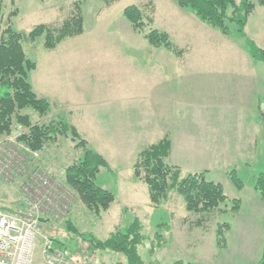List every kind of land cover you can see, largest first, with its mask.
<instances>
[{
	"label": "rangeland",
	"instance_id": "374dc122",
	"mask_svg": "<svg viewBox=\"0 0 264 264\" xmlns=\"http://www.w3.org/2000/svg\"><path fill=\"white\" fill-rule=\"evenodd\" d=\"M0 2V35L8 26L21 35H27L39 25L58 29L73 15L75 5L80 3L83 20L81 35L65 39L53 50L43 47V37L33 43L23 39L25 57L35 64V69L28 73V82L39 98L49 102L50 108L45 116H39L30 108H25L19 114L27 116L32 125L42 126L62 121L75 128L80 138L86 142L87 148L101 155L110 168V171H100L95 180L96 185L110 191L116 198L100 218L90 214L78 198H73L68 215L62 220L48 221L42 229L40 227L41 236L64 241L67 232L63 225L70 220L80 232H90L104 240L120 223L126 225L137 218L142 225V232L148 237V241L139 249L144 264H174L177 261L191 264H256L264 241V210L260 200H255L251 193L244 195L239 213L230 212L229 205L226 212L218 214L210 223L207 222V229H201L190 224V221L195 220V215L185 210L181 196L171 193L170 202L165 206L152 208L147 187L142 183L132 186V166L144 149L136 150L132 144L136 137L145 134L143 127L150 124H144L148 122L145 112L141 117L132 114L135 109L132 107L134 102L131 95L151 91L149 84L152 83L146 81L142 72L131 70H156L159 67L198 70L192 79H199L200 84L195 85V91L199 88V97L192 105L196 106L195 112L199 116L205 115L207 110L209 113L215 110L216 116L225 114L223 108L227 103L224 98L228 94L222 90L230 94L239 93L241 90L237 89L238 79H244L240 77L244 70L256 72L255 77L261 80L260 94L264 100V64L249 56L245 43L248 39L264 51V8L256 0H252L255 7L244 27L245 38H242L237 33L235 24L227 23L230 35L225 37L200 22L189 11L180 9L174 0H120L111 5L103 0ZM144 4L146 9L143 8ZM131 5L144 9V15L153 18L150 28L166 32L173 45L184 49L189 55L184 56L183 60H177L167 52L166 66L162 59L161 65L158 56L153 57L150 54L165 50H154L150 47L123 17V10ZM150 6L154 12L150 10ZM207 69L212 70V75L207 73ZM208 77L214 79L213 85L209 86ZM158 78L148 77L149 80ZM168 80L175 79L172 76ZM224 80L231 83L220 88ZM208 96L209 99L213 97V110L207 107ZM184 99L186 100L185 96ZM196 126L190 120L183 121V128ZM25 133L27 129L18 125L13 118L10 131L0 135V139L6 144L26 146L18 140ZM153 134L157 135V132ZM77 143L70 135L59 137L55 143H48L38 152V158L31 162V169L44 171L62 185L63 169L82 156L83 151L76 147ZM205 158L198 155H179L172 162H188L195 169L210 168V173H205L206 181L221 183L227 196L233 191L237 192L227 175L231 170L225 174L228 179L224 180L223 169L229 170L230 162L236 166H244L241 159L235 162V158L222 156L220 160H214L216 162L211 166H201L202 163L208 164ZM180 170L182 176L193 174L183 167ZM259 173H264V135L255 158L249 162V168L242 167L238 174L235 172L237 178L246 185L251 184L253 174ZM20 182L21 179L18 178L12 183L0 184V198L6 206H13L18 199ZM242 188H245V192L251 190V186ZM221 209L224 210L225 206H221ZM218 223L230 226L224 235V247L216 245L215 231ZM164 225L169 226L168 233ZM157 228L166 238L165 245L160 248L154 238ZM80 247L78 251H82V256L76 264H116L118 261L125 264L122 258L109 252L88 255L85 253L86 247ZM32 264H47L39 238Z\"/></svg>",
	"mask_w": 264,
	"mask_h": 264
},
{
	"label": "trees",
	"instance_id": "16d2710c",
	"mask_svg": "<svg viewBox=\"0 0 264 264\" xmlns=\"http://www.w3.org/2000/svg\"><path fill=\"white\" fill-rule=\"evenodd\" d=\"M103 1L107 5H111L120 0ZM174 2L180 9L189 11L200 22L217 30L225 37L230 35L227 23H232L235 24L237 33L245 38L244 27L255 7L252 0H174ZM256 2L264 8V0H256ZM79 4L75 5L73 15L66 19L58 29H52L48 25H39L27 35H21L8 26L1 33L0 135L10 131L14 118L18 125L27 129V133L19 136L18 140L32 151L41 152L48 143H55L59 137L68 135L71 136L72 140L78 141L76 147L82 149V156L78 161L63 169L62 185L67 188L73 198L80 200L90 214L100 218L116 201L115 196L110 191L97 186L95 183L96 177L102 169L110 171L107 162L101 155L87 148L86 142L80 138L75 128L68 124L62 121H54L48 125H32L27 116L19 114L25 108H30L39 116H45L50 108L49 102L44 98H39L28 82V73L35 69V64L25 57L22 49L23 39L33 43L38 38L43 37V47L46 50H53L65 39L81 35L83 20ZM145 6L146 4L143 8ZM1 9L2 4L0 2V20ZM143 10L131 5L123 10L122 15L129 22L132 30L141 35L150 47L154 49L163 48L176 57L183 56L184 51L173 45L166 32L150 28L153 24V18L145 16ZM150 10L154 12L153 7ZM245 43L250 57L264 64V51L258 49L248 39L245 40ZM169 156L170 141L166 135L158 142L141 150L132 166L133 180L147 187L150 207L165 206L170 202V194L175 193L183 198L185 210L195 215V220L190 221L192 227L201 229H207V222L210 223L212 219H216L218 214L226 212L229 205L230 212L235 214L238 212L240 201L228 199L220 183L206 181L205 173L182 176L180 169L169 164ZM227 175L236 189L242 188V181L237 178L235 171L231 170ZM252 184L264 210V173L255 175ZM221 206H225V209H221ZM47 222L41 221V229ZM63 226L67 232L64 241L54 239L51 236L47 237L52 241L55 248L68 254L71 264L72 262L76 264L81 259L82 251H78L80 245L86 247L85 253L88 255L97 252H109L122 258L125 264H144L139 249L148 241V237L142 232V225L137 218L126 225L120 223L104 240L97 238L93 233L80 232L70 220L65 221ZM164 226L168 233L169 226ZM229 229L230 226L226 223L217 224L215 239L218 247L225 246L224 235ZM159 231L157 228L154 232L158 248L164 246L166 242V238ZM152 251L151 248L150 253ZM116 264L121 263L118 261ZM174 264L191 263L177 261ZM256 264H264V241Z\"/></svg>",
	"mask_w": 264,
	"mask_h": 264
},
{
	"label": "crops",
	"instance_id": "0c3cea01",
	"mask_svg": "<svg viewBox=\"0 0 264 264\" xmlns=\"http://www.w3.org/2000/svg\"><path fill=\"white\" fill-rule=\"evenodd\" d=\"M182 50L184 52L181 57H176L171 52L169 53L177 60H183L184 56H188L189 53L184 49ZM167 52L166 50L164 52L158 51L150 55L153 57L158 56L159 61L162 59L161 61H164L163 65L166 66ZM131 71L142 72L143 77H146V81L152 83L149 84L152 88L151 91L136 92L131 95L132 102H134L132 107L135 109L132 114L141 117L145 112L148 122L144 124H150L149 126L147 125L148 127H143L145 134L142 137H136L133 141L132 146L136 150L152 145L167 135L170 141V163L174 157L179 155L206 157V163L208 164L202 163L201 166H211L217 160H220L222 156L235 158V162H239V159H241V162L245 164L244 166H236L233 162H230L229 170L223 169V171L225 170L224 180L228 179L225 174L230 170L234 169L236 174H238L240 168H249V162L252 158H255L258 148L262 145L264 135V100L260 94L261 80H257L255 77L256 72L244 70L241 73L240 77H244V79H238L239 85L237 89L241 90L239 93L230 94V92L221 89L223 93L228 94L227 98L223 97L227 103L225 108H223L225 111L223 116L214 115L215 110L212 108L215 107V104L213 97L209 99L210 95L207 98V107L213 111L209 113L207 110L206 116H199L200 114L195 112L196 106L192 105V102L199 97V88L195 91L197 89L195 85L200 84L199 79H192L198 70L192 68L167 69L166 67L161 69L159 67L156 70L132 69ZM207 73L212 75V70L207 69ZM157 76L159 77L158 79H148V77ZM172 76L175 80H168V77ZM207 82L209 86L213 85L214 79L208 77ZM156 83H158V86ZM230 83L231 81L224 80L220 88H225V84L227 86ZM184 114L187 116H183ZM150 119H152L151 122ZM188 120L197 126L195 128H183V121L187 122ZM156 132L157 135L153 134ZM147 141L151 142L148 143ZM171 164L174 167H179L178 169L183 167L188 172L192 171V173H210V168L200 167L195 169V166H189L188 162H172ZM255 175L253 174L252 180ZM252 180L251 184L242 183V187L251 186V190L249 189L245 192L243 191L245 188L236 189L237 192L233 191L230 196L225 194L224 186L220 183L228 199L240 201V208L237 213L241 210L244 195L247 193L254 195L255 200H260L253 189ZM136 184L140 183L132 178V186H136Z\"/></svg>",
	"mask_w": 264,
	"mask_h": 264
},
{
	"label": "built area",
	"instance_id": "2783aa9c",
	"mask_svg": "<svg viewBox=\"0 0 264 264\" xmlns=\"http://www.w3.org/2000/svg\"><path fill=\"white\" fill-rule=\"evenodd\" d=\"M16 145L0 139V184L21 179L13 206H6L0 198V264H32L37 238L47 264H71L67 253L41 236L40 226L43 220L64 219L73 197L44 171L31 169L38 152Z\"/></svg>",
	"mask_w": 264,
	"mask_h": 264
}]
</instances>
